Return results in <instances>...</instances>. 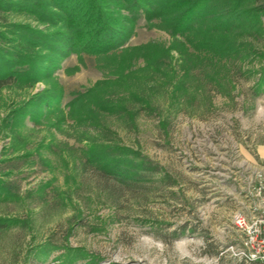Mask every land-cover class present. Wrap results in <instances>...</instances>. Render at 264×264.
<instances>
[{"label":"rangeland","instance_id":"374dc122","mask_svg":"<svg viewBox=\"0 0 264 264\" xmlns=\"http://www.w3.org/2000/svg\"><path fill=\"white\" fill-rule=\"evenodd\" d=\"M170 42L142 16L128 45ZM247 42L256 54L224 62L231 98L209 86L179 104L158 84L143 89L150 105L124 102L133 118L103 115L94 126L56 127L46 109L35 120L16 112L54 80L67 112L75 94L106 77L92 56L84 64L68 56L52 81L32 89L1 88L0 264H239L227 252L240 239L233 219L259 214L264 172V37ZM95 144L131 151L133 174L89 163Z\"/></svg>","mask_w":264,"mask_h":264},{"label":"trees","instance_id":"16d2710c","mask_svg":"<svg viewBox=\"0 0 264 264\" xmlns=\"http://www.w3.org/2000/svg\"><path fill=\"white\" fill-rule=\"evenodd\" d=\"M9 13L23 20L0 22V89L11 81L27 89L48 83L73 54L82 64L84 55L94 57L106 76L75 94L67 112L56 80L16 111L35 120L46 109L58 118L56 127L67 121L94 126L103 115L133 118L124 102L150 105L153 96L143 89L158 84L179 104L209 86L231 98L224 62L256 54L247 39L264 37V0H0V14ZM142 16L148 29L170 36L169 46L128 45ZM140 61L143 67L136 68ZM130 154L106 144L87 151L89 163L123 178L133 174Z\"/></svg>","mask_w":264,"mask_h":264},{"label":"built area","instance_id":"2783aa9c","mask_svg":"<svg viewBox=\"0 0 264 264\" xmlns=\"http://www.w3.org/2000/svg\"><path fill=\"white\" fill-rule=\"evenodd\" d=\"M257 183L261 198L259 214L250 218L238 213L233 219L240 239L227 252L238 257L239 264H264V172L258 173Z\"/></svg>","mask_w":264,"mask_h":264},{"label":"crops","instance_id":"0c3cea01","mask_svg":"<svg viewBox=\"0 0 264 264\" xmlns=\"http://www.w3.org/2000/svg\"><path fill=\"white\" fill-rule=\"evenodd\" d=\"M258 157L264 163V144L258 149Z\"/></svg>","mask_w":264,"mask_h":264}]
</instances>
